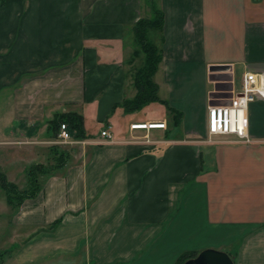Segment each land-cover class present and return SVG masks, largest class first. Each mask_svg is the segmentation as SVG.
Masks as SVG:
<instances>
[{"label": "crops", "instance_id": "0c3cea01", "mask_svg": "<svg viewBox=\"0 0 264 264\" xmlns=\"http://www.w3.org/2000/svg\"><path fill=\"white\" fill-rule=\"evenodd\" d=\"M159 4L154 79L172 122L170 107L182 120L172 130L166 116L130 120L127 131L114 123L125 111L116 103L136 93L126 35L151 13L147 0L0 4V165L8 174L7 145L36 147L32 164L54 143L72 154L20 206L5 195L0 236L8 230L3 238L14 240L1 248L11 250L5 264H176L183 251L206 247L235 264H264V97L248 108L251 141L208 131L212 96L230 98L248 69L264 72V0ZM215 65L226 68L217 78ZM65 111L83 114L85 126L89 111L100 132L57 142L52 119ZM157 120L166 126L131 127Z\"/></svg>", "mask_w": 264, "mask_h": 264}, {"label": "trees", "instance_id": "16d2710c", "mask_svg": "<svg viewBox=\"0 0 264 264\" xmlns=\"http://www.w3.org/2000/svg\"><path fill=\"white\" fill-rule=\"evenodd\" d=\"M3 1L0 0V4ZM147 5L151 9V13L140 16L133 26L135 43L138 46L133 50L130 62L133 63L135 56L140 52L144 57L143 63L137 67L135 66L133 71V84L136 93L133 97L124 98L120 103H116V105L121 104L125 111H134L151 101L162 100L159 95V84L154 79V75L162 61L163 49L161 44L152 37V31H162L164 11L159 4V0H147ZM163 102L165 101L163 100ZM170 109L173 112L174 123L180 124L182 112L173 107H170ZM62 121L68 123L74 137L83 139L88 136L83 114L77 111H65L52 119L53 128L57 130L55 137L58 136ZM50 154V157L54 160L53 163L35 162L28 168V186L26 188H21L16 182L9 180L6 172L0 169V185L5 190L9 204L20 206L26 198L36 196L43 187L45 176L67 163L72 155L68 147L61 146L59 143H54L51 146ZM10 252V249L0 250V264H5ZM197 253L198 251L194 250L183 251L177 258L176 264H182L187 258L195 256Z\"/></svg>", "mask_w": 264, "mask_h": 264}, {"label": "rangeland", "instance_id": "374dc122", "mask_svg": "<svg viewBox=\"0 0 264 264\" xmlns=\"http://www.w3.org/2000/svg\"><path fill=\"white\" fill-rule=\"evenodd\" d=\"M159 32L158 30H153L152 31V37L154 38V40L156 42H158L159 44H161V41L159 40ZM134 39V35L133 32L130 31L129 35H126V40H130L131 44L132 42H134V46L132 45V48H136L138 45L135 43V39ZM142 52H140L137 56H135L134 58V62H133V66L135 68V66H139L143 63V54H141ZM132 55V53H131ZM216 72H218V74H215L216 78L219 75H222L225 73L226 68L225 67H217L216 68ZM224 72V73H223ZM220 73V74H219ZM225 78V76H221L220 77ZM240 77L239 75L235 76V86L239 87L240 85ZM214 84H210V87H213ZM220 89H224V88H220ZM218 91H224V90H218ZM166 90L164 87L161 88V90L159 91V94L161 97L165 98L166 95ZM217 96H212L214 97V101L215 102H226L229 98V93H217ZM223 95V96H221ZM84 114L86 115V129L88 130L89 133H96L97 131L100 132L101 127H102V122H99L97 120H95L93 117H91L89 111H86V113L84 112ZM163 116L171 122L170 123V130L173 129L174 127V122H172V115L170 110H168L167 105L162 102L161 100H156V101H151L147 104H145L143 107L134 110V111H124L123 112H118L116 113L114 119V123H115V130H124L127 131L128 130V126H129V122L130 120H146L149 118H157ZM158 131H164L163 129H158ZM181 134V133H180ZM176 132H174V136L175 135H180ZM41 149V147H39ZM4 152L5 155V159L7 162V177L9 180L16 182L21 188H26L28 186V174H27V170L28 168L31 166L32 163H30V159L34 154V150L37 149L36 147H30L27 145H7V146H2L1 148ZM46 149V148H45ZM53 159L51 157H41L40 159V163L43 164H50L53 163ZM0 169L4 171V168H2V166L0 165ZM5 190L4 188L0 185V222H3L6 218L7 215H9V212L11 210V208L7 207L5 204L6 203V198H5ZM5 222V221H4ZM8 231V230H6ZM5 231L4 234H6L7 232ZM3 235L0 236V249L1 248H5V247H9L11 246V244L14 242V240H5V238H7V235H5V237L3 238ZM9 257V256H7Z\"/></svg>", "mask_w": 264, "mask_h": 264}, {"label": "built area", "instance_id": "2783aa9c", "mask_svg": "<svg viewBox=\"0 0 264 264\" xmlns=\"http://www.w3.org/2000/svg\"><path fill=\"white\" fill-rule=\"evenodd\" d=\"M259 96L264 97V72L246 70L244 72L240 90H233L226 102L211 101L208 104V131L210 134H234L240 140L251 141L249 133L250 118L248 108L252 101ZM166 121L133 122L132 128L165 127ZM101 134L104 140H112V132L104 128ZM57 142L72 143L74 136L67 122L62 121L59 126Z\"/></svg>", "mask_w": 264, "mask_h": 264}, {"label": "water", "instance_id": "95a60500", "mask_svg": "<svg viewBox=\"0 0 264 264\" xmlns=\"http://www.w3.org/2000/svg\"><path fill=\"white\" fill-rule=\"evenodd\" d=\"M224 67L223 65H215ZM182 264H235L233 257L224 249L206 247L195 256L187 258Z\"/></svg>", "mask_w": 264, "mask_h": 264}]
</instances>
